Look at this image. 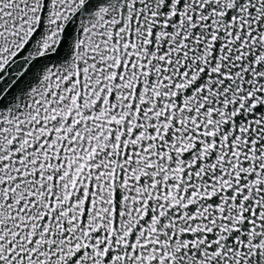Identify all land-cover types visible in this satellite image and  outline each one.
Listing matches in <instances>:
<instances>
[{"label": "snow or ice", "instance_id": "obj_1", "mask_svg": "<svg viewBox=\"0 0 264 264\" xmlns=\"http://www.w3.org/2000/svg\"><path fill=\"white\" fill-rule=\"evenodd\" d=\"M0 264H264V0H0Z\"/></svg>", "mask_w": 264, "mask_h": 264}]
</instances>
